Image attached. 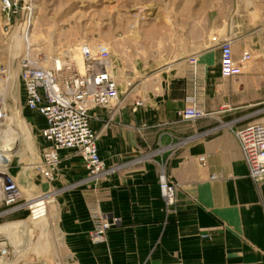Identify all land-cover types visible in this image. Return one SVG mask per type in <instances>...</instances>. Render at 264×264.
Returning a JSON list of instances; mask_svg holds the SVG:
<instances>
[{"label":"crops","instance_id":"1","mask_svg":"<svg viewBox=\"0 0 264 264\" xmlns=\"http://www.w3.org/2000/svg\"><path fill=\"white\" fill-rule=\"evenodd\" d=\"M193 6L164 31H147L140 69L150 74L128 85L120 108L91 112L105 173L91 179L73 150L61 153L54 182L34 170L36 192L49 199L46 214L34 224L32 214L18 213L14 223L22 246H39L37 262L264 264V183L250 177L234 134L264 123V0ZM226 40L232 77L221 71ZM194 104L210 115L182 120L179 111ZM221 123L232 129L215 130ZM162 169L178 188L172 208L162 197ZM95 218L119 221L103 244L91 239Z\"/></svg>","mask_w":264,"mask_h":264},{"label":"rangeland","instance_id":"2","mask_svg":"<svg viewBox=\"0 0 264 264\" xmlns=\"http://www.w3.org/2000/svg\"><path fill=\"white\" fill-rule=\"evenodd\" d=\"M202 1L0 0V109L7 112L5 125L6 129L10 126L12 132L0 145L9 146L14 154H19L3 164L0 181L10 178L16 182L21 191V202L28 201L31 206L34 200L42 199L46 202L45 210L48 208L49 199L36 192L35 184L40 182L33 174L43 162L46 142L42 135L44 119L26 105V87L22 80L26 65L33 63L56 71L55 64L60 61L62 70L57 71L56 77L64 85L73 76L85 72L81 47L104 45L111 54L118 89L123 97L128 85L131 88L150 74L140 69L142 46H147V31L153 27L164 31L174 17L187 16L190 2H193L191 10L194 11ZM42 181L54 182L45 177ZM23 212L32 214L27 223L38 222L32 209L27 207L19 213ZM14 220V215L8 216L0 226L18 224ZM15 227L7 233L0 232L1 237L8 235L12 245H17L16 248L9 243L10 256L0 264H42L34 260L39 246H22ZM32 236H36L34 230Z\"/></svg>","mask_w":264,"mask_h":264},{"label":"built area","instance_id":"3","mask_svg":"<svg viewBox=\"0 0 264 264\" xmlns=\"http://www.w3.org/2000/svg\"><path fill=\"white\" fill-rule=\"evenodd\" d=\"M220 50L222 75L232 77L235 72L232 42L223 41ZM80 52L85 62V72L73 76L64 85L56 77L57 71L62 70L60 68L48 71L29 63L22 74L26 87V105L43 117L46 124L42 135L47 146L43 153V162L37 168L41 176L50 181L55 180L61 153L67 150H73L82 157L91 179L97 180L105 173L98 150V135L92 129L91 112L95 109L117 110L122 105L109 49L104 45L95 48L84 45ZM192 63L196 65L197 60L193 59ZM260 113L264 115V108ZM178 114L186 121H196L210 115L197 104L179 111ZM7 119V112L1 108V130ZM222 128L232 129V124L221 123L215 130ZM234 134L239 141L250 177L256 185H261L264 183V123H248L234 129ZM0 182L2 223L6 217L30 208V203L21 202L22 195L16 182L10 178ZM159 185L167 208L174 207L178 188L169 181L165 169L160 174ZM118 224V220L95 218L92 241L95 244L105 243L108 231ZM203 237L207 238L206 235ZM9 256V245L0 237V260L5 262Z\"/></svg>","mask_w":264,"mask_h":264},{"label":"bare ground","instance_id":"4","mask_svg":"<svg viewBox=\"0 0 264 264\" xmlns=\"http://www.w3.org/2000/svg\"><path fill=\"white\" fill-rule=\"evenodd\" d=\"M80 54H81V52H80ZM61 67H62L61 62L57 61L55 64V68H61ZM7 121H8V119H7ZM6 126L7 125L3 126L4 128H2V130L0 128V143H1V141H3L4 137L8 136L9 133H12L11 127L8 125L9 127L6 129ZM12 151H13V148H9V146L4 147V146L0 145V169L3 167V164L9 163L13 156L16 155V157H17L19 155L18 153L14 154ZM45 205H46V202L42 199L34 200L31 203L30 209L33 210V216L35 217L34 219L41 217V216H44L46 214V210L44 207ZM13 227H15V224H7L3 227H0V232L1 233H7L9 231V229H12ZM0 261H2V260H0Z\"/></svg>","mask_w":264,"mask_h":264}]
</instances>
